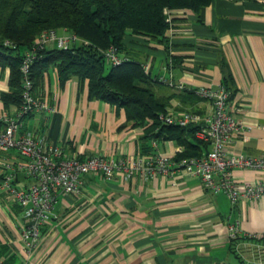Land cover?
Segmentation results:
<instances>
[{
	"label": "crops",
	"instance_id": "crops-1",
	"mask_svg": "<svg viewBox=\"0 0 264 264\" xmlns=\"http://www.w3.org/2000/svg\"><path fill=\"white\" fill-rule=\"evenodd\" d=\"M171 16L168 44L127 35L123 54L150 63L152 77L172 76L176 83L187 85L178 89L152 81L174 113H209L211 102L196 89L226 81L235 114L251 126L235 138L229 151L261 155L264 0H214L200 14L177 9ZM9 71L0 66V110L4 109L1 93L9 90ZM35 94L57 110L51 116L44 112L29 116L25 130L47 135L69 156L118 159L154 151L176 156L182 151L174 140L144 139V126L128 121L124 108L89 98L88 80L83 83L76 75L63 83L50 67ZM146 143L149 152L143 149ZM20 162L16 150H0V264H260L264 259V238L249 236L264 235V195L233 203L184 171L130 179L87 174L79 194L58 198L42 241L29 248L21 234L23 212L1 186L3 165L18 167ZM17 172L18 183L29 184L22 167ZM233 174L240 183L264 179L258 169L235 168ZM237 222L241 235L232 241L229 227Z\"/></svg>",
	"mask_w": 264,
	"mask_h": 264
},
{
	"label": "built area",
	"instance_id": "built-area-1",
	"mask_svg": "<svg viewBox=\"0 0 264 264\" xmlns=\"http://www.w3.org/2000/svg\"><path fill=\"white\" fill-rule=\"evenodd\" d=\"M9 43V42H7ZM87 44L75 33L63 32L51 28L44 31L35 40L31 50L26 51L22 62L24 74V102L16 110H0V150H16L21 158L18 167H22L29 184L21 185L17 181L18 167L4 164L2 188L20 206L25 221L22 238L29 248L36 247L43 239V229L54 216L55 203L60 196L79 194L84 186V176L100 174L105 179L122 175L130 179L136 175L153 178L159 174L171 175L184 171L189 176L198 177L203 185L214 193L226 194L233 203L241 199H260L264 195V179L240 183L233 174V169H258L264 172V152L259 156L236 154L229 151V146L237 136L251 130L241 118L237 117L236 108L230 100V92L222 84L216 87H199L197 94L211 102V110L201 114L192 110L180 113L167 111L159 116L164 123L181 127L196 126V136L212 145L211 151L203 156H191L177 159L174 155L154 151L151 154L122 156L118 159L106 155H91L81 158L66 154L65 147L51 142L47 135L25 130V120L36 112L48 116L56 113L55 105L35 95L32 79V64L41 48L69 49L74 45ZM105 59L110 65H118L128 60L112 45L105 50ZM150 73V63H143ZM155 81L186 89L184 82L176 83L172 76L154 77ZM156 146V141H154ZM239 223L229 227L232 241L239 239ZM251 238H264L263 234L249 235ZM260 264H264V259Z\"/></svg>",
	"mask_w": 264,
	"mask_h": 264
},
{
	"label": "trees",
	"instance_id": "trees-1",
	"mask_svg": "<svg viewBox=\"0 0 264 264\" xmlns=\"http://www.w3.org/2000/svg\"><path fill=\"white\" fill-rule=\"evenodd\" d=\"M213 1L0 0V66L10 69L9 90L1 93L4 109L22 106L25 53L33 48L39 35L55 28L75 33L88 43L69 49L44 47L37 51L31 75L35 87L50 67L58 71L63 83L76 75L83 83L88 80L89 98L124 108L128 121L144 126V139L176 141L182 147L175 156L177 159L207 155L210 143L196 136V126L181 127L159 119L160 114L169 111L168 102L155 92L154 76L145 71L141 61L128 55V60L121 64L110 65L104 53L115 45L123 54L127 35H142L166 45L172 11L183 9L200 14ZM221 83L231 99L229 84ZM187 92L196 95L193 90ZM150 147L146 143L143 149L149 152Z\"/></svg>",
	"mask_w": 264,
	"mask_h": 264
},
{
	"label": "rangeland",
	"instance_id": "rangeland-1",
	"mask_svg": "<svg viewBox=\"0 0 264 264\" xmlns=\"http://www.w3.org/2000/svg\"><path fill=\"white\" fill-rule=\"evenodd\" d=\"M12 110H16L15 108H13ZM5 170V169H4ZM5 172V171H4ZM2 176H3V174H2ZM2 176H1V179H2Z\"/></svg>",
	"mask_w": 264,
	"mask_h": 264
}]
</instances>
